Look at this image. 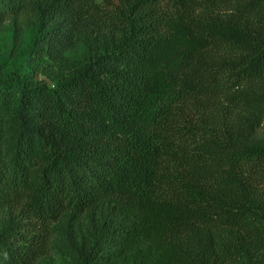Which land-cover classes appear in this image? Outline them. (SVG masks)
Masks as SVG:
<instances>
[{
    "label": "trees",
    "instance_id": "16d2710c",
    "mask_svg": "<svg viewBox=\"0 0 264 264\" xmlns=\"http://www.w3.org/2000/svg\"><path fill=\"white\" fill-rule=\"evenodd\" d=\"M8 20L0 264H264V0H0Z\"/></svg>",
    "mask_w": 264,
    "mask_h": 264
},
{
    "label": "rangeland",
    "instance_id": "374dc122",
    "mask_svg": "<svg viewBox=\"0 0 264 264\" xmlns=\"http://www.w3.org/2000/svg\"><path fill=\"white\" fill-rule=\"evenodd\" d=\"M26 36L27 33H22L17 24L10 20L2 24L0 26V61H10ZM261 137L264 140V128L261 131ZM38 264H69V260L58 253L49 252Z\"/></svg>",
    "mask_w": 264,
    "mask_h": 264
}]
</instances>
